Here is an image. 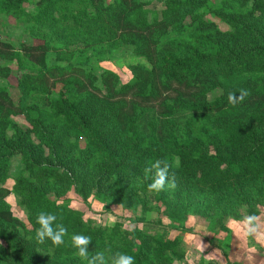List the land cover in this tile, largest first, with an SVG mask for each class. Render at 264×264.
<instances>
[{
	"label": "trees",
	"instance_id": "trees-1",
	"mask_svg": "<svg viewBox=\"0 0 264 264\" xmlns=\"http://www.w3.org/2000/svg\"><path fill=\"white\" fill-rule=\"evenodd\" d=\"M152 2L0 0L3 27L11 18L40 41L0 35V264H86L72 234L90 236L91 253L183 264L181 240L148 232V215L184 225L193 214L215 233L264 208V0ZM241 89L249 96L230 104ZM157 159L175 181L159 193L143 171ZM90 199L131 212L136 226L73 208ZM41 211L68 229L63 245L35 239Z\"/></svg>",
	"mask_w": 264,
	"mask_h": 264
},
{
	"label": "rangeland",
	"instance_id": "rangeland-1",
	"mask_svg": "<svg viewBox=\"0 0 264 264\" xmlns=\"http://www.w3.org/2000/svg\"><path fill=\"white\" fill-rule=\"evenodd\" d=\"M149 7L152 10L162 9V0H153ZM3 23L4 21L0 19L1 36H4L3 31L9 29L15 43L23 42L26 45L40 43V41L33 40L28 35L23 34V25L16 24L13 19L9 18L5 27H3ZM10 67L12 75L9 78V83L14 86L16 83L14 78L16 76V67L12 64ZM101 67L117 71L123 81L130 77L125 71L123 64L102 63ZM0 84L6 85L7 83L1 79ZM12 120L22 125L25 124L21 116L12 117ZM12 183L11 180L7 181L6 187L11 188ZM7 201L14 215L26 221V212L17 205L14 195H10ZM72 205L74 209L81 211L85 218L94 219L100 224L109 225L119 221L125 229H132L136 226L130 221L131 212L124 213L120 207L112 206L111 209L116 215H111L107 211L105 212L106 205L102 200L90 199L87 206L77 201L72 202ZM258 209L260 214L255 221L257 232L247 237L241 234L242 226L234 223L233 220H228L225 231L211 233L207 229L206 222L193 214L187 217L184 225H179L178 223L170 222L166 218V214L152 213L147 216V223L143 227L151 233L159 232L166 237L180 239L186 250V258L183 264H201L202 262V264H209L208 261H219L220 264H264V208L260 207ZM157 219L160 220L158 224ZM258 236L260 237L259 239Z\"/></svg>",
	"mask_w": 264,
	"mask_h": 264
},
{
	"label": "clouds",
	"instance_id": "clouds-1",
	"mask_svg": "<svg viewBox=\"0 0 264 264\" xmlns=\"http://www.w3.org/2000/svg\"><path fill=\"white\" fill-rule=\"evenodd\" d=\"M249 96L246 89H241L239 94L229 92L228 102L236 105L243 102ZM176 164H179V158H176ZM170 165L163 160L157 159L144 168V179L150 180L148 190L152 192H161L167 185L169 188L175 187L174 178H169ZM257 217L246 216L240 221L234 223L242 226L241 234L244 237L257 232L255 221ZM57 216L50 212L41 211L36 215L35 239L39 243L50 241L53 246L59 247L65 243V237L68 236V229L62 224L57 223ZM260 237L258 236V239ZM71 247L74 248L75 254L86 261V264H135V258L127 253L115 252L111 250L89 252V245L92 243L91 237L83 234H72L70 237ZM106 253H111L106 254Z\"/></svg>",
	"mask_w": 264,
	"mask_h": 264
},
{
	"label": "crops",
	"instance_id": "crops-1",
	"mask_svg": "<svg viewBox=\"0 0 264 264\" xmlns=\"http://www.w3.org/2000/svg\"><path fill=\"white\" fill-rule=\"evenodd\" d=\"M221 264H223V263H221Z\"/></svg>",
	"mask_w": 264,
	"mask_h": 264
}]
</instances>
